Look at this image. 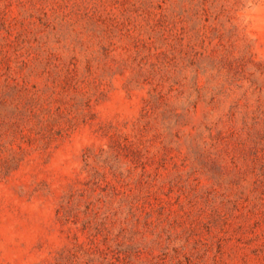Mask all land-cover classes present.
<instances>
[{
    "label": "rangeland",
    "instance_id": "rangeland-1",
    "mask_svg": "<svg viewBox=\"0 0 264 264\" xmlns=\"http://www.w3.org/2000/svg\"><path fill=\"white\" fill-rule=\"evenodd\" d=\"M0 264H264V0H0Z\"/></svg>",
    "mask_w": 264,
    "mask_h": 264
}]
</instances>
